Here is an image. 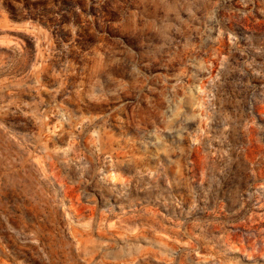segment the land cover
I'll list each match as a JSON object with an SVG mask.
<instances>
[{"label":"rangeland","instance_id":"1","mask_svg":"<svg viewBox=\"0 0 264 264\" xmlns=\"http://www.w3.org/2000/svg\"><path fill=\"white\" fill-rule=\"evenodd\" d=\"M0 264H264V0H0Z\"/></svg>","mask_w":264,"mask_h":264}]
</instances>
